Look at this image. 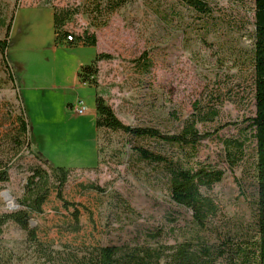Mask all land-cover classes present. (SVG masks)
<instances>
[{
	"label": "rangeland",
	"instance_id": "1",
	"mask_svg": "<svg viewBox=\"0 0 264 264\" xmlns=\"http://www.w3.org/2000/svg\"><path fill=\"white\" fill-rule=\"evenodd\" d=\"M87 2L0 0V38L9 37V64L0 52V138L24 112L32 140V146L25 145L22 156L14 160L10 180L0 182V212L19 208L30 165L47 167L39 153L54 166L70 169L64 196L87 207L77 234L65 229L70 214L55 193L43 215L33 214L31 222L39 235L54 240L56 246L80 240L155 244L157 240L149 239L147 230L159 226L163 234L158 240L172 243L174 232L179 235L188 229L191 216L172 200L161 167L142 161L134 146L168 156L177 148L151 138L99 130L97 90L125 123L153 126L164 133L180 132L196 111L218 109L215 120L196 124L202 132H213L199 145L197 158L225 171L222 182L203 188L223 207L219 217L210 221L209 235L215 239L216 233H228L233 225L251 230L256 214L255 142L244 120L256 111L254 0H209V14H199L174 0H133L114 13L107 26L97 29L90 26L84 12ZM55 7H79L81 11L65 30L75 37L86 29L95 32L97 45H72L66 34L63 40L57 39ZM98 52L113 57L97 63L93 85H83L78 77L80 61L90 64ZM143 52L151 62L149 70L133 61ZM78 96L87 109L83 115L69 106ZM233 121L239 125L225 126ZM221 137L251 139L244 160L234 169L222 157ZM91 182L107 191L80 187ZM25 239L26 231L19 224L9 221L5 225L2 246L7 257L14 252L15 264H32L35 259ZM239 241L235 237L232 242Z\"/></svg>",
	"mask_w": 264,
	"mask_h": 264
},
{
	"label": "trees",
	"instance_id": "2",
	"mask_svg": "<svg viewBox=\"0 0 264 264\" xmlns=\"http://www.w3.org/2000/svg\"><path fill=\"white\" fill-rule=\"evenodd\" d=\"M193 9L199 14H209V0H174ZM133 0H88L84 5L85 13L90 19V26L102 28L109 24L112 15L131 4ZM254 100L256 111L244 121L251 129V138L255 142V205L254 226L243 229L236 225L226 231H219L215 239L210 237V221L219 217L222 205L212 196L203 192V188L211 189L223 181L224 169L210 162L197 158L199 145L210 138L213 132L200 131L197 122L213 121L219 114L218 109L205 112H194L186 121L185 126L177 133H164L153 126H133L118 117L115 110L107 103L104 96L96 90V127L99 130L120 131L133 138H151L164 145L175 147L171 156L155 152L144 146H134L139 158L149 164L161 167L170 195L174 203L189 212L191 224L179 235L174 232V242H162L158 239L163 234V227L149 228L147 237L157 240L152 244L147 241L134 242H86L85 240L68 242L61 241L56 246L54 240L42 238L38 227L33 225V214L43 215L45 204L53 193L61 202L62 207L70 214L65 229L79 233L83 227L82 211L87 207L80 202L72 201L64 196L69 181L70 169L65 166H54L43 155L38 153L41 164L30 165V172L22 195L18 198L19 208L11 212H0V264L13 263L15 254L11 251L8 257L2 246V234L5 225L14 221L26 231L25 243L32 249L35 259L32 264H264V0H254ZM79 7L53 8V21L57 39L66 40L72 45L96 46L97 36L86 29L82 33L67 34V23L79 13ZM164 13H167L165 11ZM166 17V15H165ZM11 31V28L9 27ZM71 36L72 40L68 37ZM9 37L0 38V52L9 64ZM76 38V42H75ZM111 53L98 52L90 64L81 65L78 73L82 83L93 85L98 73L97 63L112 58ZM138 67L151 68L147 60V52L135 58ZM12 77L13 74H12ZM195 109H198L195 107ZM238 121L228 122L225 126ZM245 127V128H246ZM244 128V129H245ZM218 130V128H217ZM30 123L25 113L16 116V125L6 131L0 138V182L10 180V171L14 160L22 156L25 145L32 146ZM247 137L244 139L221 137L224 152L223 159L230 169H234L246 156ZM83 190L105 193V187L98 183H81ZM175 220V218H172ZM175 231V227H171ZM221 232L226 234L223 236ZM235 237L239 242L233 243Z\"/></svg>",
	"mask_w": 264,
	"mask_h": 264
},
{
	"label": "built area",
	"instance_id": "3",
	"mask_svg": "<svg viewBox=\"0 0 264 264\" xmlns=\"http://www.w3.org/2000/svg\"><path fill=\"white\" fill-rule=\"evenodd\" d=\"M68 39L72 40V37L69 36ZM73 109L78 115H83L87 112L86 106L81 99H78V101L75 104H73Z\"/></svg>",
	"mask_w": 264,
	"mask_h": 264
},
{
	"label": "crops",
	"instance_id": "4",
	"mask_svg": "<svg viewBox=\"0 0 264 264\" xmlns=\"http://www.w3.org/2000/svg\"><path fill=\"white\" fill-rule=\"evenodd\" d=\"M79 46H81V47H83L84 45L83 44H79ZM85 63H83L82 61H80V65H84ZM80 81V80H79ZM80 83H82V82H80ZM83 85H87L88 86V84H85V83H82ZM78 99H81L79 96H78V98H76V102L78 101ZM76 102H74V101H72L70 104H69V106L70 107H73V104H75ZM95 113H96V104H95Z\"/></svg>",
	"mask_w": 264,
	"mask_h": 264
},
{
	"label": "bare ground",
	"instance_id": "5",
	"mask_svg": "<svg viewBox=\"0 0 264 264\" xmlns=\"http://www.w3.org/2000/svg\"><path fill=\"white\" fill-rule=\"evenodd\" d=\"M9 194V193H8ZM9 201L13 204V201H12V199H11V197L9 196Z\"/></svg>",
	"mask_w": 264,
	"mask_h": 264
}]
</instances>
